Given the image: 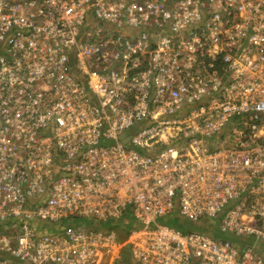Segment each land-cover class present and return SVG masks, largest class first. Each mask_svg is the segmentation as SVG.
<instances>
[{"label":"built area","instance_id":"built-area-1","mask_svg":"<svg viewBox=\"0 0 264 264\" xmlns=\"http://www.w3.org/2000/svg\"><path fill=\"white\" fill-rule=\"evenodd\" d=\"M126 249L264 264V0H0V264Z\"/></svg>","mask_w":264,"mask_h":264},{"label":"trees","instance_id":"trees-1","mask_svg":"<svg viewBox=\"0 0 264 264\" xmlns=\"http://www.w3.org/2000/svg\"><path fill=\"white\" fill-rule=\"evenodd\" d=\"M126 219H121L119 221L116 222H107V223H103L101 224V228H106L109 230H116L118 231L122 237L126 236V232L129 229V224L125 222ZM167 224H170L172 226L178 227L180 229H190L192 227L196 228L199 227L197 225H192L190 223H187L181 219H174L172 221L166 222ZM129 260V251L126 249L123 251V260L125 262V264H128Z\"/></svg>","mask_w":264,"mask_h":264},{"label":"rangeland","instance_id":"rangeland-1","mask_svg":"<svg viewBox=\"0 0 264 264\" xmlns=\"http://www.w3.org/2000/svg\"><path fill=\"white\" fill-rule=\"evenodd\" d=\"M233 136H232V132L230 131V132H228L227 134H226V139H227V143H226V146L227 147H230L231 145H232V143H231V138H232Z\"/></svg>","mask_w":264,"mask_h":264}]
</instances>
